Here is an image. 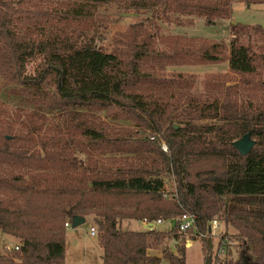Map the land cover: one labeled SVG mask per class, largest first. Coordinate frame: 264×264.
Returning <instances> with one entry per match:
<instances>
[{
    "label": "trees",
    "instance_id": "1",
    "mask_svg": "<svg viewBox=\"0 0 264 264\" xmlns=\"http://www.w3.org/2000/svg\"><path fill=\"white\" fill-rule=\"evenodd\" d=\"M60 1V9L30 10L26 0H0L7 79L37 112L57 113L66 123L57 137L41 138L38 145L29 133L0 135V165L15 169L0 172V233L15 238L18 247L3 246L0 264H64V224L74 218L95 226L102 264H158L148 252L167 237L178 240L176 228L122 231L119 222L171 220L183 213L195 215L201 233L221 220L236 232L232 238L240 247H250L249 260L242 252L223 264H264V108L239 104L227 91L232 88L203 96L190 91L193 79L160 73L168 66L227 62L241 79L264 77V29L231 24L228 45L196 41L172 44L168 52L157 51L151 35L141 42L130 35L125 49L105 52L85 28L99 18L98 5L126 0ZM130 1L214 23L230 20L235 0ZM250 82L264 88V81ZM100 116L114 127L103 125ZM248 132L256 145L241 156L232 144ZM200 161L216 166L191 168ZM171 170L176 200L168 199L160 174ZM212 250L208 237L203 264H211ZM185 252L179 243L175 252L163 250L162 259L186 264Z\"/></svg>",
    "mask_w": 264,
    "mask_h": 264
},
{
    "label": "rangeland",
    "instance_id": "2",
    "mask_svg": "<svg viewBox=\"0 0 264 264\" xmlns=\"http://www.w3.org/2000/svg\"><path fill=\"white\" fill-rule=\"evenodd\" d=\"M61 2L63 3V1L60 0H26L24 7L30 10L60 9ZM95 14L99 16V18L95 20V24L85 28V32L88 37L95 41L96 46L105 52L125 49V42H128L127 37H130V35H134L138 42H141L143 40L142 38L151 35V41L155 49L159 52H168L172 44L183 45L191 44L196 41H205L207 44L223 43L228 45L231 39V24H239L245 27L258 26L264 29V4L249 5L241 0H235L231 4L230 20H216L214 23L206 22L203 18L194 16L178 15L169 12L160 6L155 8H145L140 5H135V3H132L130 0H126L123 3L114 2L98 5ZM3 64V61L0 59V135L2 136L6 131H9L12 134L24 137L29 133V136L34 138L33 140L36 141L37 145L42 141L41 138L49 140L52 137H57L66 127L64 117L57 115V113L41 114V112H37L35 108H33V105L26 103L21 89L7 79ZM34 67V63L29 64L27 70L30 72ZM160 73L167 78L182 76L183 78H186V80L193 79L194 83L191 84L189 88L190 91L203 96L209 94H212V96H220L221 90L232 88L230 91H227L231 94V97H234L239 101V104L245 106L250 102L252 103V106L257 109L264 108V88L260 85H252L250 82L253 80L256 82H262L264 81V77H246L245 79H241L240 76L229 70L227 62L219 63L217 65L197 66L191 64L183 66H168L160 71ZM243 80H246L248 86H244L245 81ZM100 118L103 121L102 124L107 128L114 127V124L108 117L100 116ZM196 124L209 125L213 124V122L199 121L196 122ZM217 125H220V123H217ZM157 139L158 141L161 140V138ZM251 139L255 140L254 138ZM160 143L164 144L162 140ZM37 145L36 148L39 149ZM115 157L123 156L115 155ZM128 160L130 161L131 158H128ZM0 166L1 173H3V171H15L12 166ZM213 166H216L213 161H200L194 164L191 168L204 169L213 168ZM172 171L173 170L169 173L162 171L160 174L165 180L166 193H168L165 194L168 196V199L172 200V197L174 196V200H176L178 197L177 181L175 180ZM175 219L176 218H173L171 220ZM157 220H161L162 224L157 225L154 228L155 230L167 232L170 229V219L163 220L159 217ZM216 221H218L219 229L215 231V237L211 239L213 247H215L219 239H222V236L225 235L224 246L227 250L223 255L220 254L221 258L235 262L240 254L244 252V258L249 260L251 258L250 247L244 245L240 247V243L232 238L236 232L232 228L225 226L221 220L216 218ZM86 222V224H83L80 227L74 229L71 228L67 233V236L65 235L66 243L64 240V244L66 245V264H100L98 263L99 259L97 257L96 249L99 248L96 247L98 246L97 236L94 237L95 240L89 236V238L93 240L92 244L81 243L74 239L77 235H82L83 230L89 232V228H95L90 220H87ZM126 223L127 220L120 221V228L122 229ZM180 236L178 240L172 238L168 239L167 237L151 254H156L159 251L162 253L163 250L171 251V249H173L175 251V248L178 247L179 243L183 242L181 239L182 236ZM16 241L15 238L0 233V253H4V251L2 252V247L4 245L13 248V246L17 245ZM203 243L197 241L193 242L191 247H186V264H203ZM227 252H230V254L226 255ZM160 264L168 263L163 260Z\"/></svg>",
    "mask_w": 264,
    "mask_h": 264
},
{
    "label": "built area",
    "instance_id": "3",
    "mask_svg": "<svg viewBox=\"0 0 264 264\" xmlns=\"http://www.w3.org/2000/svg\"><path fill=\"white\" fill-rule=\"evenodd\" d=\"M161 149L163 152H167V147L165 144H161ZM143 224H144V228L147 231H151L153 230L157 225L162 224L161 220H156L154 222H148L146 220H143ZM150 225H153L152 228H149ZM64 227L70 228V224L65 223ZM175 227L177 230V233L179 235H181V239H182V244L184 245V247H191L193 242H201L203 243L208 237L212 238L215 237L216 234V230L219 229V225H218V221L213 220L209 226H208V232L207 233H201L197 231L196 228V217L195 215L191 214V213H183L182 215H180L179 217H177L175 220H171L170 221V228ZM89 236L94 238L97 236V231L95 228H89ZM204 244V243H203ZM4 248H6V250L10 251V250H14L17 251L18 247L17 246H13V248H9L8 246L4 245ZM225 253V246L224 243L222 244V246L216 245L215 247H213L212 250V262L211 264H223V261L225 258H221L220 254H224ZM217 258V260H216Z\"/></svg>",
    "mask_w": 264,
    "mask_h": 264
},
{
    "label": "crops",
    "instance_id": "4",
    "mask_svg": "<svg viewBox=\"0 0 264 264\" xmlns=\"http://www.w3.org/2000/svg\"><path fill=\"white\" fill-rule=\"evenodd\" d=\"M86 223L87 222L85 221L84 224H86ZM136 225L138 226V228H137ZM71 228H72L71 224H70V228H67V229L65 228V235L66 236H67V233L70 231ZM122 229H123V231H133V232H139V231L145 230L144 224H143V220L142 221H134V220L133 221H128L127 220V223L125 224V226ZM74 239L78 240V242L86 243V244H90V243L92 244L93 240H95V238H93V240L91 238H89V232H87V230H83L82 235H77ZM65 243H66V239H65ZM96 247H99V246H96ZM96 249H97V257L99 259L98 263L102 264L101 250H100V248H96ZM171 251L175 252L173 249H171ZM95 252H96V250H95ZM159 252H157V253L155 252L156 254H151V253H153V250L148 252V254L150 256L156 257V258H158L160 260L158 264H160V262L164 260V259H162V253L161 252L159 253ZM64 264H66V245H65V261H64Z\"/></svg>",
    "mask_w": 264,
    "mask_h": 264
},
{
    "label": "water",
    "instance_id": "5",
    "mask_svg": "<svg viewBox=\"0 0 264 264\" xmlns=\"http://www.w3.org/2000/svg\"><path fill=\"white\" fill-rule=\"evenodd\" d=\"M255 140L251 139V133H246L241 139L233 142L232 146L241 156H247L252 149L255 147ZM85 223V219L82 218H74L72 220L71 227L77 228L82 226ZM153 225H150L149 228H152Z\"/></svg>",
    "mask_w": 264,
    "mask_h": 264
}]
</instances>
